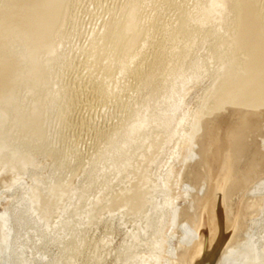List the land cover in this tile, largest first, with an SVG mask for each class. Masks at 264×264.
<instances>
[{
  "label": "water",
  "instance_id": "water-1",
  "mask_svg": "<svg viewBox=\"0 0 264 264\" xmlns=\"http://www.w3.org/2000/svg\"><path fill=\"white\" fill-rule=\"evenodd\" d=\"M47 9L0 3V264H264V0L202 6L172 116L109 200L50 193Z\"/></svg>",
  "mask_w": 264,
  "mask_h": 264
},
{
  "label": "rangeland",
  "instance_id": "rangeland-1",
  "mask_svg": "<svg viewBox=\"0 0 264 264\" xmlns=\"http://www.w3.org/2000/svg\"><path fill=\"white\" fill-rule=\"evenodd\" d=\"M232 3L67 0L47 15L50 193L109 200L172 116L195 35L175 25L192 32L202 6ZM127 17L138 28L109 34Z\"/></svg>",
  "mask_w": 264,
  "mask_h": 264
},
{
  "label": "bare ground",
  "instance_id": "bare-ground-1",
  "mask_svg": "<svg viewBox=\"0 0 264 264\" xmlns=\"http://www.w3.org/2000/svg\"><path fill=\"white\" fill-rule=\"evenodd\" d=\"M65 1H67V0H5V2L6 3H20V2H47V4H48V9H47V15L51 12V11H53L54 12V10L56 11V10H59V9H61V8H63L64 7V2ZM185 1V0H184ZM247 1H259V0H233V3H235V2H247ZM5 2H3V3H5ZM132 2V1H131ZM145 2V1H144ZM67 3V2H66ZM126 4V3H125ZM67 5V4H66ZM65 5V6H66ZM65 9V8H64ZM121 9V8H120ZM181 9V8H180ZM64 11V10H63ZM53 12H51V14H53ZM56 12H58V11H56ZM55 12V13H56ZM54 13V14H55ZM53 14V15H54ZM59 15H60V13H59ZM58 15V16H59ZM180 16H182V14H180ZM185 17V16H184ZM192 18V17H191ZM50 19H52L51 17L49 18V21H50ZM123 19V18H122ZM184 19V18H183ZM107 20V19H106ZM179 20H181V19H179ZM122 22V23H121ZM121 22L119 21V24H121L120 25V27H118V26H115V27H112V29H110L111 31L109 32V34H113V36H116V37H120V39H121V37L122 38H126V36L128 35L127 33L128 32H126V29H129V28H136L137 27V23L135 22V20H134V18H132V17H127V19H125L124 21L123 20H121ZM150 22V21H149ZM187 20L185 21V20H182V21H178V25H175V27L176 26H178V27H176L175 28V32H176V30L177 31H179V32H182L184 35H186V36H184V38L185 37H187L188 38V40L190 39L191 40V37L195 34V31L196 30H194V31H192V32H187V29H186V25H187ZM113 23V22H112ZM142 23V22H141ZM118 24V25H119ZM148 25V24H147ZM138 28V27H137ZM49 29V28H48ZM192 30V29H191ZM48 31V30H47ZM50 31V30H49ZM129 31V30H128ZM130 31H132V30H130ZM129 31V32H130ZM135 31H138V30H135ZM104 32V31H103ZM134 32V31H133ZM174 32V33H175ZM179 32H176V33H178V35H179ZM48 33V32H47ZM175 33V34H176ZM127 34V35H126ZM130 34V33H129ZM131 34H132V32H131ZM181 34V33H180ZM125 35V36H124ZM135 35H136V33H135ZM142 35V34H141ZM177 35V36H178ZM182 35V34H181ZM112 36V37H113ZM129 36V35H128ZM148 36V35H147ZM183 36V35H182ZM190 37V38H189ZM154 38V37H153ZM176 39V38H175ZM183 39V38H182ZM106 40V39H105ZM186 40V39H185ZM193 40V39H192ZM124 41L126 42L127 40H125L124 39ZM184 41V40H183ZM64 42H66V41H64ZM120 42V41H119ZM185 42H187V41H185ZM189 42V41H188ZM179 43V42H178ZM190 43V42H189ZM56 44V43H55ZM103 45V44H102ZM174 45H176V44H174ZM175 48V47H174ZM177 50V49H176ZM107 52H109V51H107ZM173 53H175V52H173ZM172 53V54H173ZM176 54V56H177V54L178 53H175ZM102 55V54H101ZM110 55V54H109ZM52 57V56H51ZM116 58V57H115ZM113 59V58H112ZM173 59V58H172ZM174 59H175V57H174ZM173 61V60H172ZM174 63V62H173ZM48 65V64H47ZM176 65V64H175ZM50 66V65H49ZM49 68V67H48ZM93 68V67H92ZM49 71H50V69H49ZM166 71V70H165ZM179 71V70H178ZM140 72V71H139ZM48 73V72H47ZM182 73V72H181ZM50 74V73H49ZM48 75V74H47ZM161 75V74H160ZM96 76V75H95ZM47 78H48V76H47ZM167 78V77H166ZM49 79H50V77H49ZM52 79V78H51ZM50 83V81L48 82V84ZM54 83V82H53ZM56 86V85H55ZM60 86V85H59ZM48 88H49V86H48ZM47 88V89H48ZM78 88V87H77ZM56 92V91H55ZM63 92V91H62ZM52 93V92H51ZM70 93V92H69ZM49 93H47V95H48ZM52 96V95H51ZM51 96H49V97H51ZM48 97V98H49ZM83 97V96H82ZM78 98V97H77ZM51 100V99H50ZM49 100V101H50ZM48 101V102H49ZM63 102V101H62ZM86 102V101H85ZM68 113V112H67ZM102 132V131H101ZM71 143V142H70ZM77 150V149H76Z\"/></svg>",
  "mask_w": 264,
  "mask_h": 264
}]
</instances>
